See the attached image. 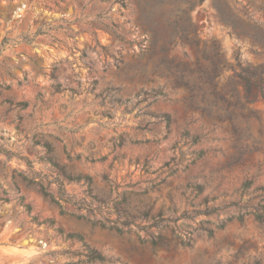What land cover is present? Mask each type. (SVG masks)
I'll return each mask as SVG.
<instances>
[{
	"label": "rangeland",
	"instance_id": "374dc122",
	"mask_svg": "<svg viewBox=\"0 0 264 264\" xmlns=\"http://www.w3.org/2000/svg\"><path fill=\"white\" fill-rule=\"evenodd\" d=\"M261 43L264 0H0V264H264Z\"/></svg>",
	"mask_w": 264,
	"mask_h": 264
},
{
	"label": "trees",
	"instance_id": "16d2710c",
	"mask_svg": "<svg viewBox=\"0 0 264 264\" xmlns=\"http://www.w3.org/2000/svg\"><path fill=\"white\" fill-rule=\"evenodd\" d=\"M257 25L261 27L258 23ZM262 29V27H261ZM236 30V29H235ZM237 36L242 37L245 35L251 36L254 40L260 41V38L257 35L249 34L247 31H236ZM264 51V43H261ZM102 50L107 52L108 48L105 46H101ZM219 47L216 49V57L219 56ZM222 60H212V67L210 69L204 67L201 63H199L202 73V81L203 83H208L211 85L213 92L215 93L218 89V84L216 82V79L219 77V73L222 68ZM238 67L240 68V71H235L234 77L237 79V82L241 84L245 91H246V99L248 102H255L258 99L264 101V63L260 64L256 67H252L250 65H244L242 62L238 63ZM187 84V83H186ZM147 95L157 96V94H162V91L154 90L153 93L145 92ZM170 118V117H167ZM254 182L252 180H247L240 189H237L236 193L241 194L243 197L245 191L250 188L251 185H253ZM200 190L203 189V187H198ZM255 192H261L262 195L264 194V188H257ZM250 204L244 206L249 207ZM30 209V207H27ZM257 220L261 221L263 220L264 216L256 213L255 214ZM73 237V235H72ZM76 237V236H75ZM102 258V257H98Z\"/></svg>",
	"mask_w": 264,
	"mask_h": 264
},
{
	"label": "clouds",
	"instance_id": "9594fccd",
	"mask_svg": "<svg viewBox=\"0 0 264 264\" xmlns=\"http://www.w3.org/2000/svg\"><path fill=\"white\" fill-rule=\"evenodd\" d=\"M264 164V161H261ZM108 216L107 212H102L99 215H86L85 218L81 221V223L90 226L93 230L97 227L103 228V223H98L99 221H106ZM142 234V233H141ZM135 239V236L132 237ZM123 238L114 237L111 233H107L102 240L99 241L101 247L113 248L112 256L115 258L117 255V249L119 247L120 241ZM110 264H121L119 259H112Z\"/></svg>",
	"mask_w": 264,
	"mask_h": 264
}]
</instances>
